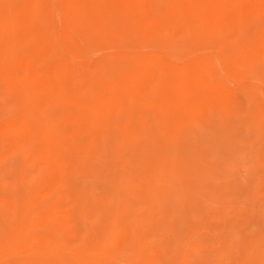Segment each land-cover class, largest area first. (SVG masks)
<instances>
[{
    "label": "bare ground",
    "instance_id": "1",
    "mask_svg": "<svg viewBox=\"0 0 264 264\" xmlns=\"http://www.w3.org/2000/svg\"><path fill=\"white\" fill-rule=\"evenodd\" d=\"M0 33V204L14 209L23 198L6 218L0 264L108 257L91 246L67 249L99 178L95 157L117 133L155 123L163 159L144 174L156 177L164 160L184 153L187 134L193 140L217 108L241 103L234 88H256L264 70V0H14ZM11 173L21 194L4 183ZM129 230L109 237L115 251Z\"/></svg>",
    "mask_w": 264,
    "mask_h": 264
},
{
    "label": "rangeland",
    "instance_id": "2",
    "mask_svg": "<svg viewBox=\"0 0 264 264\" xmlns=\"http://www.w3.org/2000/svg\"><path fill=\"white\" fill-rule=\"evenodd\" d=\"M6 1L0 0V18L9 13L14 0ZM2 36L0 33V45ZM226 80L232 84L230 79ZM257 81L256 88H234L241 103L225 105V108L221 106L212 112L205 125H209L208 129L204 127L207 131L201 129L203 133L197 129L196 133L191 132L193 140L187 134L186 149L182 155L179 154L180 157L177 155L179 158L184 156L187 160L184 162L190 163L184 176L181 173L185 168L181 169L184 159L179 161L180 168L175 162L179 160L177 156L173 159L172 156L168 159L164 156L166 160L163 166L160 165L158 175L149 174L163 159L160 157L163 140L155 123L150 129L139 128L131 134L114 135V140L111 139L105 146L104 155L95 157L96 163H101L99 167L94 163V171L100 173L99 178L89 185L91 202L88 201L87 209L84 208L86 211L78 222L80 227L71 234L74 235L71 238L73 242L67 244V249L77 251L91 246L109 254L108 257L98 256L95 264H264V70ZM221 111L224 113L220 114ZM216 120H221V123L217 124ZM258 121L262 122L259 124ZM198 131L203 134L197 135ZM190 147L198 157L194 155L192 159L193 150ZM187 149L189 156H185ZM188 159L192 160L189 162ZM145 171L149 173L144 174ZM174 171H179L180 174L176 175L180 180ZM8 176L4 178V183L7 181L11 184L10 190L14 188L13 191L21 194L22 183L17 175L11 173ZM29 176L28 181L36 175ZM107 180L113 181L115 186H110ZM20 197L14 209L7 210L0 204L3 206H0V239L4 230L10 229L7 228L9 221L14 220L18 208L22 207L23 198ZM122 218H127L128 222L125 219L122 222ZM123 226L130 228V241L124 244L125 249L115 251L109 237ZM61 255L56 258L47 255L43 263L62 264L66 255Z\"/></svg>",
    "mask_w": 264,
    "mask_h": 264
}]
</instances>
